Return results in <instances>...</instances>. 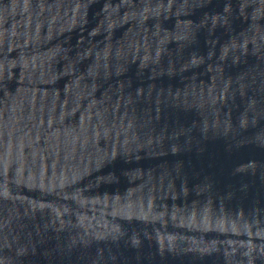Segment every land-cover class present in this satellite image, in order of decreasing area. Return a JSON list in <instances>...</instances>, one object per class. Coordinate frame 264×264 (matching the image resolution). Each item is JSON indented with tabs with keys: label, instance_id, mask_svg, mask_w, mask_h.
<instances>
[{
	"label": "water",
	"instance_id": "obj_1",
	"mask_svg": "<svg viewBox=\"0 0 264 264\" xmlns=\"http://www.w3.org/2000/svg\"><path fill=\"white\" fill-rule=\"evenodd\" d=\"M0 264H264V0H0Z\"/></svg>",
	"mask_w": 264,
	"mask_h": 264
}]
</instances>
